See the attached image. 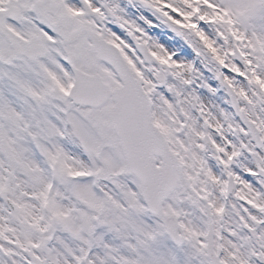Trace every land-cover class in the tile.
<instances>
[{
	"label": "snow or ice",
	"instance_id": "6c2138e0",
	"mask_svg": "<svg viewBox=\"0 0 264 264\" xmlns=\"http://www.w3.org/2000/svg\"><path fill=\"white\" fill-rule=\"evenodd\" d=\"M0 264H264V0H0Z\"/></svg>",
	"mask_w": 264,
	"mask_h": 264
}]
</instances>
